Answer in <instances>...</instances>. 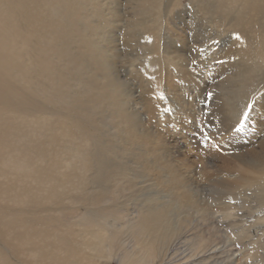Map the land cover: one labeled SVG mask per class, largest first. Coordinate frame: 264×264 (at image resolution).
<instances>
[{"label": "bare ground", "instance_id": "obj_1", "mask_svg": "<svg viewBox=\"0 0 264 264\" xmlns=\"http://www.w3.org/2000/svg\"><path fill=\"white\" fill-rule=\"evenodd\" d=\"M181 1L141 0L144 8L134 14V22L154 15L159 21L164 3L177 9ZM109 2L105 15L96 14L98 27L85 34L80 0H0V264H89L85 250L92 251L93 262L99 255L122 264H151L184 229L188 221L182 217L189 215L184 209L193 204L198 183L208 186L210 177L219 179L218 188L240 191V202L252 188L264 191V136L259 143L254 140L263 132L254 112L261 111L264 95L252 90L258 93L256 109L236 132L240 110L228 109L231 102L220 95L228 79L246 86L250 58L241 41L264 30V0H192L193 24L207 11L218 17L216 26L232 30L231 37L198 57L180 30L168 31L172 68L158 77L159 91L150 77L137 96L120 89L117 54L120 46H130L128 27L118 24V0ZM173 18L163 15V25ZM161 26L159 21L156 28ZM213 28L204 25L200 32L212 30L220 39L219 29ZM198 37L195 32V43ZM199 73L211 74L210 84L200 81ZM203 88L212 94L206 116L210 134L207 141L201 139L199 162L188 163L185 156L171 157L176 136L170 133L180 138L186 133L185 93L200 96ZM247 93L239 96L242 106ZM169 96L172 115L163 110ZM109 107L114 111L109 113ZM160 113L169 116L154 132L140 121L149 123ZM107 124L114 132L109 134L113 126L109 131ZM236 135L253 146L236 152ZM203 156L206 161L217 158L218 165L210 160L215 164L206 167ZM227 160L238 161L239 174L229 172ZM193 165L200 168L195 178L189 170ZM212 198L224 197L216 189ZM67 214L76 218L75 225L64 224ZM75 226L89 236L85 242L77 240Z\"/></svg>", "mask_w": 264, "mask_h": 264}, {"label": "rangeland", "instance_id": "obj_2", "mask_svg": "<svg viewBox=\"0 0 264 264\" xmlns=\"http://www.w3.org/2000/svg\"><path fill=\"white\" fill-rule=\"evenodd\" d=\"M165 1L167 2V0ZM191 2L192 0H182L181 5H179L177 9H172V7L166 8L164 3L162 5L163 7L161 6L159 8L161 11V17L165 15V17L167 18L168 16L169 18H174L172 19V21H169L172 25H169V22L163 25L165 19L162 20L161 17H159V21L162 26L157 29L156 25H158L159 21L158 16L155 17V15L151 18H146L145 20L141 19L140 17H136L137 20L134 22V14H139L140 11L144 8L141 0H118V8L122 15L118 24L121 26V28L128 27L125 31V39L130 43L129 48L120 46V52H118L117 54L119 62L118 79H120V89L123 90V92H125V89H129L130 91L135 92V96L138 95V91H141L143 93L146 86L145 79H148L150 77L154 78V81H156L157 91H159L160 85L157 83L158 77L165 69H171L173 64L172 57L167 54V51L173 52V47H171V45L166 46V44L169 43L168 40L165 39L168 31L176 32L175 30H180L185 41L188 42V46L191 48H196V55L199 51L198 57L199 55L205 53L204 51L209 47L211 48L212 44H221L220 42H222L223 40L226 41L228 37H231L232 30L228 26H225L224 29L219 25L216 26V22L219 20L218 17H212L209 13H207V11L205 13L203 12L200 20L196 21L194 25L190 19L192 13L190 12L189 4ZM80 3L83 4L81 16L83 15V18L85 20L84 22L86 24L82 25L84 26L83 31L85 34H88L91 29H94V27H98V24L100 23L98 18L100 17L97 16L105 15L107 13V10L110 9L111 3L109 2V0H80ZM195 8L193 10L197 11L198 8ZM52 13L55 15L54 17H56L55 10H52ZM175 17L179 18L176 19ZM173 25H175L176 28H172ZM204 25L208 26L210 29H212L213 27L216 29L218 28L219 34H222V37L220 39L214 38L212 30L211 32L209 30V33H206L205 31L200 32V30H202V26ZM182 28L184 31L182 30ZM196 28L198 29L196 30ZM150 30L154 32L150 35H147L148 31ZM263 31L264 30L256 29V31H253L251 33L252 35L249 39L241 41V47H244L245 43L247 44V53H245V55L250 58V71L249 73H247L248 81H246V86L243 88H239V85H236L234 80L228 79L227 83H225L223 87L220 88L221 98L226 102H231V104L228 103V109L231 108L236 113H238L240 110L239 113H241L239 116L240 120L239 122H237L238 124H235L234 132H236L237 129H239L240 131L241 127L244 126L246 122H248V116L250 112L252 113L256 109L254 101L257 98L258 93L255 94L254 92H259L264 95ZM195 32L197 36H199V43H195ZM152 35H154V37H152ZM128 42L126 45H128ZM48 44L50 45L51 41H49ZM217 49L220 50L221 48L218 47ZM195 63L191 64L193 65L192 68L195 69L194 71L192 70L193 72H197L199 70V66H197L199 65V63ZM148 73H151L152 75H149ZM200 77V81L205 80L206 83L208 82L210 84L211 79L209 78L211 77V74L209 76L206 73H204L203 75L200 74ZM140 82L142 88H140V85H138ZM243 84L245 85V82ZM66 88L69 91L74 89L73 84H69V86H67ZM252 90L255 91L252 92ZM245 91L246 93L248 92L244 97V100H246L247 103L246 105L242 106V99H240L239 96L243 92L245 93ZM201 93L200 96H194L193 94L190 95V92L185 93L186 95L183 94L186 98L184 97L185 103L182 109V112L184 111L182 119L184 120V116L185 118H187V121L184 124V127L186 129V131L184 129V132L186 133H184L181 138L180 135L170 133L174 135V138L176 136L174 140L176 143L172 144L173 149L170 152L171 157L183 158L185 156L187 157V159L189 158L187 161L188 163H192L194 161L199 162V159L202 158L201 154L203 152L201 150V139L203 138L204 141H207V136L210 134L207 130L208 122H206V116L211 110L209 108L212 104V100L207 95L208 93H210L208 89L203 88ZM169 99H171V96H169L167 101H165V107L163 110L168 111L169 115H172L171 110H169ZM190 101H193V103L191 104ZM190 106L192 107L190 108ZM233 106L237 108H234ZM113 111L114 108L109 107V113ZM192 111L194 112L192 113ZM255 112V117H257L258 115L260 119L259 127L263 128V132L257 133L255 135L256 139L254 138L256 143H259L261 141V138L264 136V102L261 104V111H259V114L258 112L257 114ZM169 115L160 113L159 117H155L154 120H149V123L144 122V120L141 119L140 121H142L144 126L149 128L151 132H154L156 129H160L161 125L163 126L165 116L167 117ZM230 115L232 116V114ZM208 117H210V113ZM112 126L113 125L107 124L106 130L110 131ZM204 126L207 127L205 128ZM112 132H114V126L109 134ZM55 141L57 140L55 139ZM233 142H235V146L236 144L238 145V151L236 150V152L239 153L248 148L250 149L254 144L252 142H250L249 144L243 136H240V139H238L237 135L236 140ZM66 146H69V144L66 143ZM64 150H68V148L65 147ZM58 157L60 158V156ZM204 157L205 156H203V158ZM70 158L71 157L67 158L69 162L71 160ZM210 160L212 162L216 161L218 165L217 158H209L208 161H206L204 158L203 163H205L206 167L211 166L212 168V164H215ZM173 163L174 162H172L171 165H173ZM225 165L228 167L229 172L233 175L239 174L242 168L237 160H227L225 161ZM199 169V165L195 167L193 165L189 169L190 172H192L190 173V175H193V177L195 178V174L199 172ZM222 182L223 181H219V179L210 177L208 186H205L204 182L198 183L201 186L195 189L196 193L192 192L194 198L193 204L191 205V207L184 209V211L188 212L189 215H191H183L182 219H186L188 221L184 225L185 227L183 226L184 229L176 234L172 238V240L167 245H165L167 247L163 252L160 251L158 258L151 264H264V191H262L261 189L252 188V190L248 191L247 194L244 195L245 197H241L245 201L240 202V191H230L225 188H218L217 186ZM150 185L151 182L146 183V186ZM216 189L218 193L224 198L215 200L212 198L214 197ZM149 192L150 190L143 193H147L148 195ZM140 200L142 202L143 198H141ZM175 208L176 207H173V209ZM181 211H183V209ZM74 219L76 220L73 215L67 214L65 218L63 216L62 221H65L66 223L64 224L70 226L72 224L71 222H73V224L75 225ZM67 222L69 223L67 224ZM75 228H73V232L75 233V235H80L77 240L80 242H82L83 240V242H85V240H87L89 236L82 230L79 231L77 226H75ZM85 251V257L89 260V264H94V262L95 264H122L121 261H119L117 258L105 259L98 257L99 255L95 257V261L93 262L94 254L92 253V251ZM100 258L104 260H101Z\"/></svg>", "mask_w": 264, "mask_h": 264}, {"label": "snow or ice", "instance_id": "obj_3", "mask_svg": "<svg viewBox=\"0 0 264 264\" xmlns=\"http://www.w3.org/2000/svg\"><path fill=\"white\" fill-rule=\"evenodd\" d=\"M236 38H237V39H240V37H239L238 35H237V37H236ZM207 95H208V97H209V98H211V96H212V94H211V93H208Z\"/></svg>", "mask_w": 264, "mask_h": 264}]
</instances>
